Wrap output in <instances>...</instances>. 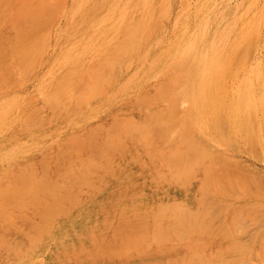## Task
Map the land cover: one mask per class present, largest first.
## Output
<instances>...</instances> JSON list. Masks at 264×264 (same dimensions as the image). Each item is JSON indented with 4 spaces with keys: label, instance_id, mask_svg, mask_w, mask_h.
Segmentation results:
<instances>
[{
    "label": "rangeland",
    "instance_id": "374dc122",
    "mask_svg": "<svg viewBox=\"0 0 264 264\" xmlns=\"http://www.w3.org/2000/svg\"><path fill=\"white\" fill-rule=\"evenodd\" d=\"M116 1L0 0V264H264V0ZM220 14L232 28L199 92L183 49Z\"/></svg>",
    "mask_w": 264,
    "mask_h": 264
},
{
    "label": "bare ground",
    "instance_id": "6f19581e",
    "mask_svg": "<svg viewBox=\"0 0 264 264\" xmlns=\"http://www.w3.org/2000/svg\"><path fill=\"white\" fill-rule=\"evenodd\" d=\"M118 1V0H117ZM117 1H116V3H117ZM50 3V2H49ZM80 5V4H79ZM212 6H213V4H212ZM78 8H79V6H77ZM77 8V9H78ZM138 8H139V6H138ZM211 8V7H210ZM47 10H52L51 9V6L50 7H47L46 8ZM77 9H75V10H77ZM74 10V12L73 13H75L76 11ZM138 10V9H137ZM140 10V9H139ZM210 10V9H209ZM204 11V10H203ZM47 12V11H46ZM209 12V11H208ZM49 13V12H48ZM135 13V12H134ZM140 13H141V10H140ZM216 13V12H215ZM214 13V14H215ZM43 14H44V12H43ZM46 14V13H45ZM50 14V13H49ZM161 14V13H160ZM166 14V13H165ZM200 14V13H199ZM51 15V14H50ZM72 15V14H71ZM136 15V14H135ZM48 16V15H47ZM137 16V15H136ZM139 17H140V15H138ZM135 17V18H133L134 20L133 21H135V22H133L132 21V23H136L137 22V20H138V18L139 17ZM163 17H165V16H163ZM36 18H38V17H36ZM45 18V16L43 17V19ZM42 19V20H43ZM135 19H137V20H135ZM162 19H164V18H162ZM226 19H227V16L225 15V14H220V15H218V16H216V17H214V18H210V17H208L207 15H204V16H202L201 17V19H200V22H199V24L193 29V32H191L192 33V36L191 37H189L190 39L188 40V42H187V45H186V47L183 49V52L185 51V55L183 56V58L187 55H191V57H192V62H191V64H190V66H189V69H190V71L192 72V74H194L195 72H197V73H199L198 75L199 76H201L202 77V80L198 83V85H197V90L199 91V92H201V90H203V86H204V84H205V81H206V79L208 78V74H210V72L213 70V69H215L216 68V64H217V61H218V53H219V50H220V46H221V44L225 41V39L227 38V36H228V34L230 33V30H231V28H232V24H230V22L229 21H226ZM40 20V19H39ZM46 20V19H45ZM48 21V20H47ZM46 21V22H47ZM51 21V20H50ZM130 21H131V19H130ZM159 21V20H158ZM38 22V21H37ZM36 23V22H35ZM45 22H41V24H44ZM160 23V22H159ZM40 24V25H41ZM51 24V23H50ZM45 25H46V23L44 24V26H43V30H44V32L46 31H48V30H46L47 29V27L45 28ZM129 25H131L132 27H134V25H132V24H128V26ZM159 25V24H158ZM47 26H48V24H47ZM127 26V27H128ZM155 26V25H154ZM210 26H212V27H214L215 28V30H214V32L213 33H211V31H210ZM49 27H50V25H49ZM130 27V26H129ZM186 27V26H185ZM38 29H40V30H42V26L41 27H37ZM36 29V28H35ZM38 29H37V31H38ZM34 30V29H33ZM185 30V29H184ZM132 31V30H131ZM45 32V33H46ZM25 33V32H24ZM182 33V32H181ZM32 34V33H31ZM184 34V33H183ZM29 36H31V35H29ZM40 36V35H39ZM41 36H42V34H41ZM40 36V37H41ZM128 36V35H127ZM170 36V35H169ZM168 36V37H169ZM25 37V36H24ZM43 37V36H42ZM41 37V38H42ZM44 37H45V35H44ZM125 38V37H124ZM33 39V38H32ZM37 39H39V38H37ZM37 39H36V41H34L33 43V45L35 46V47H39V46H37V45H39V43L42 45V43L43 42H41L40 40V42L38 41V44H37ZM127 39V38H126ZM43 41H44V38L42 39ZM20 43V42H19ZM21 44V43H20ZM20 44H18V45H20ZM36 44V45H35ZM183 44V43H182ZM199 45H201L202 47L201 48H199L198 46ZM118 46H120V48H121V45H118ZM248 46V45H247ZM41 47V46H40ZM40 47H39V50H38V52L37 53H35V55L37 54L38 55V53L40 54V52H41V50H40ZM23 48V47H22ZM35 49V48H34ZM34 49H32L31 48V50H34ZM115 49H117V48H115ZM188 51V52H187ZM120 52V51H119ZM118 52V53H119ZM30 53H31V51L29 52V54H27L26 53V56L27 57H29V55H30ZM42 53V52H41ZM187 53H189V54H187ZM114 54H116V53H114ZM36 55V56H37ZM36 56H34L35 58L34 59H36ZM112 56V55H111ZM114 56H116V55H114ZM180 56V55H179ZM178 56V57H179ZM186 56V57H187ZM186 57L184 58V59H186ZM109 58H112V57H110L109 56ZM180 58H181V56H180ZM116 59V58H115ZM184 59H183V61H184ZM21 60V59H20ZM39 60V59H38ZM15 61V60H14ZM25 61V60H24ZM36 61V60H35ZM35 61H34V63H35ZM111 62V61H110ZM114 62H115V60H114ZM179 62V61H178ZM182 62V61H181ZM194 62H196V64L194 65L193 63ZM12 63V62H11ZM33 64V63H32ZM175 64H177V63H175ZM18 65H19V63H18ZM17 65V66H18ZM31 65V64H30ZM34 65V64H33ZM6 66V65H5ZM105 66V65H104ZM104 66H102L103 68H104ZM116 66V65H115ZM226 66H230V64L229 65H226ZM255 66V65H254ZM254 66L252 67L253 69L252 70H254V72H252V74L251 75H249L250 76V78L248 79L246 76H245V80H246V82H247V80H248V82H247V86H250L251 85V82H253L254 80H256V81H259V78H260V73L258 74V72L259 71H257L256 70V68L254 69ZM11 66H10V64H9V67H8V69L10 68ZM108 67H109V65H108ZM260 67V66H259ZM31 68V67H30ZM110 68V67H109ZM226 69L224 70V71H222V72H226L227 71V67H225ZM230 68V67H229ZM105 70H107V69H105ZM251 70V69H250ZM256 70V71H255ZM102 71V70H101ZM105 72V71H104ZM188 73V72H187ZM250 73V72H249ZM183 74V73H182ZM184 74H186V72L184 73ZM224 74H227V73H224ZM182 76H184V75H182ZM182 76H180V78H178V82L176 83V85H178V86H180L181 85V83L183 82V81H179L180 79L182 80ZM222 76V75H221ZM108 77V76H107ZM186 77V76H185ZM226 77V76H225ZM247 78V79H246ZM107 79V78H106ZM190 79H191V77H190ZM100 80V79H99ZM244 79H243V82L245 81ZM256 81H254V82H256ZM262 81H263V78H262ZM246 82H244V83H246ZM173 83V82H172ZM188 83V82H187ZM186 83V84H187ZM238 83H241L240 82V80H239V82ZM243 83V84H244ZM263 83V82H262ZM110 84V83H109ZM180 84V85H179ZM253 84H255V83H253ZM96 85V84H95ZM99 85V84H98ZM104 86H106L105 84H103ZM173 86H170V87H173L174 88V86H176V85H174V83L172 84ZM189 85H191V82H189V84H188V86ZM239 85V84H238ZM238 85H237V87H238ZM245 85V84H244ZM243 85V86H244ZM4 86V85H3ZM101 86V85H100ZM177 86V87H178ZM246 86V87H247ZM252 86H254V85H251V87ZM177 87H175V88H177ZM183 87L185 88L183 91H181V93H180V96L179 97H181V98H183L184 97V102H187V100L185 99V98H187V97H189L191 94L190 93H188L187 92V87L185 86V85H183ZM106 88V87H105ZM182 88V87H181ZM181 88H179L180 90H181ZM239 88V87H238ZM237 88V89H238ZM241 88V87H240ZM244 88V87H243ZM240 89V91H237V92H239V95H238V97H239V100L241 101L242 100V98H244V97H246V91L247 90H245L246 88H244V89ZM96 89H97V85H96ZM103 89V88H102ZM183 89V88H182ZM255 89V88H254ZM257 89H258V86H257ZM262 89H264V88H262ZM159 90V89H158ZM174 90V89H173ZM242 90H245V91H242ZM251 90V89H250ZM253 90V89H252ZM98 91V90H97ZM177 91H179L178 89H175V91L174 92H177ZM235 91V90H234ZM249 91V90H248ZM258 91V90H257ZM159 92V91H158ZM156 93V92H155ZM164 93V92H163ZM253 92H251L250 93V95L252 94ZM159 95H161V93H158ZM261 94V93H260ZM163 95V94H162ZM162 95L160 96V97H162ZM254 95V94H253ZM158 95L157 94H155V97H157ZM232 94H231V98H232ZM248 96V95H247ZM260 96V95H259ZM178 96H177V98H179ZM262 97V96H261ZM177 98L176 99H174V100H177ZM192 98V97H191ZM254 97H252V99H253ZM163 99V98H162ZM238 99V98H237ZM251 99V98H250ZM179 100H181V102H183V99H180L179 98ZM186 100V101H185ZM235 100H236V98H235ZM247 100H248V102H247V106L248 105H250L251 103H250V101L251 100H249L248 99V97H247ZM246 100V101H247ZM256 100H257V98H256ZM258 100H259V98H258ZM191 101V100H190ZM230 101V100H229ZM244 101H245V98H244ZM243 101V102H244ZM254 101H255V99H254ZM168 102V101H167ZM235 102V101H234ZM243 102H242V106H243ZM252 102H253V100H252ZM256 102V101H255ZM254 102V103H255ZM259 102V101H258ZM176 103V102H175ZM178 103V102H177ZM230 104H232L231 102H229ZM237 103V102H236ZM245 103V102H244ZM253 103V104H254ZM179 104H182V103H180L179 102ZM228 104V102L226 103V105L225 106H229V105H227ZM238 104H239V102H238ZM236 106H237V104H236ZM239 106V105H238ZM255 106V105H254ZM177 107H178V105H177ZM230 107H233V108H235V106L233 105H231ZM256 107V106H255ZM255 107H254V110H255ZM179 108V107H178ZM178 108H177V110H178ZM233 108H231V109H233ZM245 109H247L246 108V105H245V107H244ZM174 109H176V107L174 108ZM185 109V108H184ZM227 111H229V109L230 108H228L227 107ZM230 109V110H231ZM242 109V108H241ZM244 109V110H245ZM176 110V111H177ZM180 110H183V107H181V109ZM235 110H237V109H234V112H235ZM249 110V109H248ZM252 111H253V109H251ZM171 111V110H170ZM179 111V110H178ZM184 111V110H183ZM183 111H181V113L183 112ZM240 110H238V112H239ZM172 112V111H171ZM180 112V111H179ZM233 112V111H232ZM241 112V111H240ZM239 112V113H240ZM244 112V111H243ZM246 112V111H245ZM176 113H178V112H176ZM242 113V112H241ZM183 114V113H182ZM184 114H186V112L184 113ZM188 114V113H187ZM230 114V113H229ZM235 114V113H234ZM249 114V113H248ZM158 116V115H157ZM235 116V115H234ZM151 117V116H150ZM188 117V115L186 116V118ZM127 118V120H128V117H126ZM185 118V119H186ZM150 119V118H149ZM159 119H161V118H159ZM232 119V118H231ZM230 119V120H231ZM236 119V118H235ZM126 120V121H127ZM154 120V119H153ZM122 122V124L123 123H125V124H127V122ZM131 121V120H130ZM133 121V120H132ZM131 121V122H132ZM135 121V120H134ZM187 121V120H186ZM220 121V120H219ZM129 122V121H128ZM138 122H139V120H138ZM142 123V122H141ZM145 123H147L148 124V122H145ZM186 123H189V120L186 122ZM185 123V124H186ZM191 123V122H190ZM221 123V122H220ZM262 123V122H261ZM125 124H123V129H124V132L126 131L125 130V126H128V125H130V124H132V123H128L127 125H125ZM183 124V123H182ZM191 124H193V123H191ZM190 124V125H191ZM236 124V123H235ZM133 125V124H132ZM172 125V124H171ZM181 125V124H180ZM189 125V124H188ZM134 126V125H133ZM132 126V127H133ZM222 126H224V125H222ZM146 127V126H145ZM136 128V127H135ZM144 128V127H143ZM177 127H175V129H176ZM101 129V128H100ZM129 129V128H128ZM145 129V128H144ZM174 129V130H175ZM130 130V129H129ZM141 130V129H140ZM177 130V129H176ZM226 130V129H225ZM134 131V130H133ZM136 131H139V130H136ZM179 132V131H178ZM205 132V131H204ZM126 133V132H125ZM140 133V132H139ZM144 133H146V132H144ZM170 133V132H169ZM172 133H173V131H172ZM175 133V132H174ZM223 133H224V131H223ZM122 134H124V133H122ZM195 134H196V132H195ZM195 134H193L194 135V139L193 140H195V139H197L198 137H197V135L195 136ZM140 135H141V133H140ZM166 135V134H165ZM164 135V136H165ZM192 135V136H193ZM141 136H143V135H141ZM150 136V135H149ZM158 138H160V137H158ZM183 138L185 139V137L183 136ZM134 139V138H133ZM141 139L143 140L144 138H142L141 137ZM191 139V138H190ZM121 140V139H120ZM122 141V140H121ZM120 141V142H121ZM197 141H199L198 139L193 143V142H191V146H195V143H197ZM130 142V141H129ZM184 142V141H183ZM182 142V143H183ZM190 142V141H189ZM194 145H193V144ZM199 143H202V142H199ZM111 144V143H110ZM104 145V144H103ZM187 145H189V143L187 144ZM202 145H203V143H202ZM202 145H200V146H202ZM190 146V147H191ZM231 146H232V144H231ZM107 147V146H106ZM189 147V146H188ZM190 147H189V151H193L192 150V148H194V147H191V149H190ZM206 147V146H205ZM87 148H89V147H87ZM204 148V147H203ZM179 149V148H178ZM94 150V149H93ZM110 150V149H109ZM187 150V151H188ZM204 150V149H203ZM111 151V150H110ZM168 153H170V150L168 151V150H166ZM180 151L181 152H184V151H182L181 149H180ZM201 151H202V149H201ZM207 151V150H206ZM73 152V151H72ZM195 152V151H194ZM76 153V152H75ZM161 153H163L162 151H160V153H158L159 155H163V154H161ZM187 153V152H186ZM183 154V153H182ZM182 154H180V155H182ZM76 155V154H75ZM78 155V154H77ZM96 155V154H95ZM168 155V161L170 160V162L172 161V160H174L175 158H177V156H180V155H178V152L177 153H172V154H167ZM166 155V156H167ZM171 155V156H170ZM190 155V154H189ZM202 155V154H201ZM208 155V154H207ZM206 155V156H207ZM203 156V155H202ZM202 156H200L201 158H204V157H202ZM181 157H184V155H182ZM214 157V156H213ZM218 157V156H217ZM216 157V158H217ZM98 158V157H97ZM190 159V158H193L194 160H192V162L193 161H196V152H195V156H193L192 157V155L191 156H189V157H186V159ZM201 158H200V160H201ZM180 159V158H179ZM188 159H187V161H188ZM78 160V159H77ZM191 160V159H190ZM203 160V159H202ZM205 160V159H204ZM75 161H76V159H75ZM108 161V160H107ZM176 160H174V161H172L175 165H177L178 163H179V161L177 160V162H175ZM73 162V161H72ZM170 162H168V163H170ZM185 162H186V160H185ZM185 162H184V165H185ZM191 162V161H190ZM202 162V161H201ZM225 162H227L226 160H225ZM220 163V162H219ZM229 163V161L225 164V165H227ZM90 164V163H89ZM171 164V163H170ZM191 164V163H190ZM189 164V165H190ZM233 164V163H232ZM236 164H237V162H236ZM241 164V163H240ZM240 164H238V166L240 165ZM93 165V164H92ZM229 165H231V164H229ZM229 165H227V166H229ZM178 166V165H177ZM243 166V165H242ZM242 166H240V167H242ZM179 167H180V165H179ZM179 167H178V169H179ZM232 167V166H231ZM237 167V166H236ZM87 168V167H86ZM188 168H190V167H188ZM238 168V167H237ZM236 168V169H237ZM185 169V171H186V168H184ZM215 169V168H214ZM238 169H240V168H238ZM183 170V169H182ZM216 170V169H215ZM217 170H219V169H217ZM221 170H222V168H221ZM242 170V169H241ZM249 170V169H248ZM223 171V170H222ZM224 171H226V170H224ZM223 171V173H226V172H224ZM239 171V170H238ZM244 171H246V168L244 169ZM251 172H253L252 170H250ZM183 172V171H182ZM235 172V171H234ZM248 172V171H247ZM178 173V172H177ZM187 173V172H186ZM233 173V172H232ZM239 173H240V171H239ZM254 173V172H253ZM155 174V173H154ZM209 174V173H208ZM249 174H252V173H250L249 172ZM247 175V176H250V175ZM258 174V173H257ZM256 174V175H257ZM51 175V174H50ZM225 175V174H224ZM233 175H235V174H233ZM241 175V174H240ZM255 175V174H254ZM173 176V175H172ZM171 176V177H172ZM204 176H205V174H204ZM211 176V175H210ZM226 176H228L227 175V173H226V175H225V178H226ZM252 176V175H251ZM229 177H231V175H230V172H229ZM239 177H244V176H239ZM255 177V176H254ZM28 178H29V176H28ZM192 179V176H188V179ZM212 178V177H211ZM235 178H237V175L235 176ZM248 178V177H247ZM247 178H246V180H247ZM250 178V177H249ZM251 178H253V177H251ZM43 179H45V178H43ZM204 179H206V178H204ZM213 179V178H212ZM220 180H221V178H219ZM227 179V178H226ZM258 179H259V177H258ZM172 180V179H171ZM237 180V179H236ZM243 180V182H245L244 181V178L242 179ZM250 180V179H249ZM256 180V179H255ZM29 181V180H28ZM27 181V182H28ZM202 181V180H201ZM214 181V180H213ZM219 181V180H218ZM240 181V180H239ZM248 181V180H247ZM18 182V181H17ZM77 182V181H76ZM207 182V181H206ZM215 182V181H214ZM223 183V185H226V184H224V182L226 183V181L223 179V181H222ZM242 182V183H243ZM260 182H261V180H260ZM259 181H258V183H260ZM29 183V182H28ZM165 183V182H164ZM220 182H218V185H220L219 184ZM239 183V182H238ZM262 183H264L263 181H262ZM23 184V183H22ZM38 184H39V182H38ZM61 184V183H60ZM165 184H167V183H165ZM250 184V183H249ZM26 185H27V183H26ZM35 185V184H34ZM62 185V184H61ZM222 185V186H223ZM264 185V184H263ZM47 186V185H46ZM68 186V185H67ZM228 185H226L225 187H227ZM258 186V185H257ZM45 187V186H44ZM201 187H202V185H201ZM218 187H220V186H218ZM263 186H261V188H262ZM15 188V187H14ZM51 188V187H50ZM229 188V187H228ZM231 188V187H230ZM229 188V189H230ZM258 188V187H257ZM259 188H260V185H259ZM258 188V189H259ZM217 188H215V190H216ZM232 189V188H231ZM257 189V190H258ZM263 189V188H262ZM7 190V189H6ZM205 190V189H204ZM207 190V189H206ZM261 190V189H260ZM27 191V190H26ZM46 191V190H45ZM73 191V190H72ZM218 191V190H217ZM259 191V190H258ZM31 193H32V191H30ZM41 192V191H40ZM216 192V191H215ZM259 192H261V191H259ZM31 193H30V196H31ZM203 193H204V191H203ZM207 193V192H206ZM226 193V192H225ZM262 193V192H261ZM2 194V193H1ZM0 194V195H1ZM35 194V193H34ZM207 194H209V192L207 193ZM48 195H49V193H48ZM52 195L53 194H50V196L52 197ZM206 195V194H205ZM15 196V195H14ZM28 196V195H27ZM57 196H58V194H57ZM22 197V196H21ZM204 197H206V196H204ZM204 197H202L201 196V198H204ZM3 198V197H2ZM29 198V197H28ZM138 198V197H137ZM7 199V198H6ZM32 199H34L35 200V198H32ZM205 199V198H204ZM206 200V199H205ZM205 200H201L202 202L203 201H205ZM5 200H3V202H4ZM23 201V200H22ZM192 201V200H191ZM9 202V201H8ZM8 202H6V204H9ZM5 203V202H4ZM19 203H21V202H19ZM184 203V202H183ZM194 203V202H193ZM205 203V202H204ZM203 203V204H204ZM207 203V202H206ZM18 204V203H17ZM5 205V204H4ZM217 205V204H216ZM219 205V204H218ZM217 205V206H218ZM27 206V205H26ZM207 206H208V204H207ZM247 206V205H246ZM20 207V206H19ZM44 207V206H43ZM151 207V206H150ZM177 207V206H176ZM193 207V206H192ZM213 207H215V206H213ZM135 208V207H134ZM216 208V207H215ZM262 208H264V206H262ZM206 209H208V207L206 208ZM48 210V209H47ZM201 210V209H200ZM199 210V211H200ZM149 211V210H148ZM248 211V210H247ZM44 212H45V208H44ZM167 212V211H166ZM239 212V211H238ZM249 212V211H248ZM264 212V211H263ZM262 212V213H263ZM163 212H161V214H162ZM171 213H174V212H171ZM195 213H197V212H195ZM246 213V212H245ZM190 214H191V212H190ZM217 214V213H216ZM235 214H236V212H235ZM250 214V213H249ZM146 215V214H145ZM219 215V214H218ZM226 215V214H225ZM224 215V216H225ZM239 215H240V213H239ZM238 215V216H239ZM243 215V212L241 213V215L240 216H242ZM161 216H163V214L161 215ZM173 216H175V215H173ZM198 216H201L202 217V215H200V213H199V215ZM220 216V215H219ZM217 217L218 218V220L220 219V217ZM245 216V215H244ZM252 216V215H251ZM264 216V215H263ZM184 217H185V214H184V212L181 210H179L178 212H177V214H176V216H175V219L176 220H183L184 219ZM205 217V216H204ZM226 217V216H225ZM246 217H247V214H246ZM254 217V216H253ZM134 218V217H133ZM137 218V217H136ZM135 219V218H134ZM164 219V218H163ZM188 219L190 220V217H188ZM192 219H193V217H192ZM203 219V218H202ZM253 219V218H252ZM185 220V219H184ZM205 220V219H204ZM203 220V221H204ZM208 220V219H207ZM216 220V219H215ZM214 219H212V221H215ZM221 220V219H220ZM236 220V219H235ZM250 220V219H249ZM260 220V219H259ZM114 221V220H113ZM191 221V220H190ZM195 221V220H194ZM247 221V220H246ZM245 221V222H246ZM258 220H256V222H257ZM261 221V220H260ZM43 222V221H42ZM181 222H183V221H181ZM243 222H244V220H243ZM9 223V222H8ZM154 223V222H153ZM191 223V222H190ZM189 223V229H190V224ZM209 223V222H208ZM219 223V222H218ZM218 223H216V224H218ZM222 223V222H221ZM234 223V222H233ZM233 223H231V224H233ZM251 223H254V221H252ZM183 224V223H182ZM188 224V223H187ZM210 224V223H209ZM209 224H207V225H209ZM212 224V223H211ZM210 224V225H211ZM214 224V223H213ZM215 224V225H216ZM235 224V223H234ZM239 224V223H238ZM219 225V228H220V223L218 224ZM222 225V224H221ZM193 226V225H192ZM201 226H202V224H201ZM171 227V226H170ZM169 227V228H170ZM174 227V226H173ZM198 227V226H197ZM213 227L215 228L216 226H214L213 225ZM224 227H225V225H224ZM153 228V227H152ZM179 228V227H178ZM200 228V227H199ZM198 228V229H199ZM202 228V227H201ZM203 228H204V226H203ZM211 228H212V226H211ZM214 228H213V230H214ZM219 228L217 229L218 231H219ZM165 229H167L168 230V228H165ZM174 230L176 229V228H173ZM208 229H209V226H208ZM208 229H206L205 228V230H204V232L206 231V230H208ZM109 230V229H108ZM166 230V231H167ZM177 230V229H176ZM183 230V229H182ZM216 230V231H217ZM220 230H222V228H220ZM40 231V230H39ZM158 231V230H157ZM199 231V230H198ZM222 231H224V230H222ZM262 231V230H261ZM171 231H167V233H170ZM213 232H215V231H213ZM220 232V231H219ZM185 233L186 232H184V234H181V231H180V236L179 237H181V235H185ZM207 233H209V231L207 232L206 231V233L205 234H207ZM211 233H212V231H211ZM218 233V232H217ZM224 233V232H223ZM260 233V232H259ZM101 234V233H100ZM158 234V233H157ZM172 234V233H171ZM194 234V233H193ZM204 234V235H205ZM222 234V233H221ZM156 235V234H155ZM170 235V234H169ZM173 235V234H172ZM218 235V234H217ZM157 236V235H156ZM166 236V235H165ZM167 236H168V234H167ZM206 236V235H205ZM210 236V235H209ZM215 236V235H214ZM213 236V237H214ZM133 237V236H132ZM158 237V236H157ZM175 237V236H174ZM193 237V236H192ZM202 237V236H201ZM208 237V236H207ZM207 237H204L203 239L206 241V238ZM165 238V237H164ZM198 238V237H197ZM228 238V237H227ZM134 239V238H133ZM186 239H187V237H186ZM202 239V238H201ZM210 239H212L211 237H210ZM209 239V240H210ZM173 241H175V239H172ZM182 240V239H181ZM183 240H184V238H183ZM208 240V241H209ZM262 240V239H261ZM178 241V240H177ZM186 242V241H185ZM210 242V241H209ZM208 242V243H209ZM155 243V242H154ZM157 243V242H156ZM163 243H165V242H163ZM178 243V242H177ZM199 243V242H198ZM198 243H197V245H198ZM262 243H263V240H262ZM199 244H201V243H199ZM143 245V244H142ZM141 245V246H142ZM196 244H195V246H197ZM227 246V245H226ZM143 247H145V245H143ZM240 247H243V246H241L240 245ZM246 247V246H245ZM250 247V246H249ZM262 247V246H261ZM93 248V247H92ZM139 248H141V247H139ZM227 248V247H226ZM231 248H233V247H231ZM231 248H229V249H231ZM262 248H264V245H263V247ZM131 249V248H130ZM133 249V248H132ZM227 250V251H230V250ZM118 250H120V249H118ZM216 250H218V249H216ZM222 250V249H221ZM246 250V249H245ZM98 251V250H97ZM123 251V250H122ZM127 251V250H126ZM132 251V250H131ZM224 251H225V247H224ZM238 251V250H237ZM86 252V251H85ZM112 252V251H111ZM120 252V251H119ZM169 252V251H168ZM233 252V251H232ZM114 253V252H113ZM123 253H125V252H123ZM142 253H144V252H142ZM173 253V252H172ZM216 253H218V252H216ZM224 253V252H223ZM226 253V252H225ZM100 254H102V252H100ZM105 254V253H104ZM110 254V253H109ZM164 254V253H163ZM166 254V253H165ZM215 254V253H214ZM222 254V253H221ZM257 254V253H256ZM255 254V255H256ZM116 255V254H115ZM144 255H146V254H144ZM198 255V254H197ZM209 255H211V253H209ZM196 256V255H195ZM219 256V255H218ZM197 257H199L198 259H200L201 261H202V257H203V254L202 255H199V256H196V258ZM222 257V256H221ZM251 257H252V255H251ZM192 258H193V256H192ZM223 258V257H222ZM259 258V257H258ZM261 260V259H260ZM259 260V261H260ZM200 261V262H201ZM209 262V261H208ZM215 263V262H214ZM220 264H221V262H219ZM227 263V262H226ZM188 264H191V263H189L188 262ZM200 264V263H199ZM202 264H206L205 262H202ZM218 264V263H217ZM231 264H233L232 262H231ZM247 264H252L251 263V260H249L248 262H247Z\"/></svg>",
    "mask_w": 264,
    "mask_h": 264
}]
</instances>
